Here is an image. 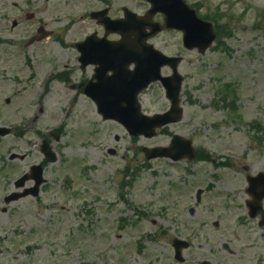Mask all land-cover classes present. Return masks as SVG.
Listing matches in <instances>:
<instances>
[{"label": "rangeland", "instance_id": "obj_1", "mask_svg": "<svg viewBox=\"0 0 264 264\" xmlns=\"http://www.w3.org/2000/svg\"><path fill=\"white\" fill-rule=\"evenodd\" d=\"M186 1L201 4L202 16L218 9L217 29L225 32L221 25L227 23L229 35L220 40L224 45L216 43L204 54L187 50L177 31H165L151 40L163 53L183 57L179 71L184 76L185 115L155 137L134 141L118 123L105 121L91 100L77 94V51L72 44L98 29L84 13L87 6L96 10L110 5L118 15L128 7L142 14L150 8L148 0H0V39H12L0 44V74L21 78V82L9 81L19 90L8 109L12 121L27 120L26 131L30 137L34 134L36 164L43 160L44 138L58 155L57 162L47 163L45 172L49 184L39 209L46 218L35 216L37 200L30 198L17 204L21 218L28 221L22 224L18 217L9 223L4 215L0 223L1 241L7 240L11 228H30L25 245L40 246L38 252L31 249V264H147L150 259L151 264H172L171 238L175 226L182 224L200 239L187 251L191 261L198 256L215 264L252 263V251L244 253L240 262L244 241L235 242L233 232L240 226L237 217L242 211L238 205L229 210L227 202L232 190L245 182V166H253V173L264 170V0ZM28 13L34 18L28 19ZM41 24L54 34L25 46ZM163 73L169 75L170 70ZM2 91L3 98L10 90ZM226 95H237V111L224 104ZM141 102L149 115L170 106L160 83L153 84ZM254 121L260 126L254 127ZM54 131L60 133L59 140ZM175 134L192 139L211 160L145 158V147L168 146ZM206 188L210 190L198 204L197 190ZM157 225L166 235L153 244ZM220 239L230 244L234 254L224 249ZM16 243L13 239L2 245L22 249L23 245L15 248ZM26 261L11 258L10 264Z\"/></svg>", "mask_w": 264, "mask_h": 264}, {"label": "flooded vegetation", "instance_id": "obj_2", "mask_svg": "<svg viewBox=\"0 0 264 264\" xmlns=\"http://www.w3.org/2000/svg\"><path fill=\"white\" fill-rule=\"evenodd\" d=\"M50 1V0H46ZM17 7V5H14ZM196 7L197 11L200 13L201 17L205 20L216 22L217 19L221 16V13L218 9L215 10V14H210L209 16L204 15L202 16L200 12V7L201 4H195L193 5ZM87 6L84 10L85 14H88V17L95 23L96 27L98 29H95L89 33H86L84 37H81V39L75 44L73 43L72 46L73 48L76 49V56H77V62H78V67H77V72L79 76V79L77 82H75V87L77 92L84 93L86 94V87L92 82L93 84L96 83L97 78L95 77L97 74V66L95 65H89V66H84L80 58L82 57L81 52L77 49V46L79 44H82L88 37L93 36L94 39L98 38H103L106 37L107 32L106 29L98 24V21L93 20L91 18V13L96 12V11H104V16H108L111 19H123L125 17V8H122V14L118 15L114 13V10L112 6L107 5L102 8L94 10L89 9L88 10ZM106 10V11H105ZM142 13L141 15L146 14ZM6 14V13H5ZM71 15V14H70ZM69 15V16H70ZM4 16V15H2ZM7 16H9L7 14ZM34 13H28L27 17L28 19H33L34 18ZM156 16L154 19L155 21ZM225 19V18H223ZM18 26V20L14 19L13 20V27ZM222 28H224L227 32L229 33L228 28L229 25L227 23H223L221 25ZM47 33H52L54 34L53 30L47 29L44 24L39 25L37 32H35L32 37L29 39V41L26 42L25 46H31L34 43H39L43 42L48 38H51L50 36H47L46 38H43L42 40H38L35 42H31L30 40L35 36L42 37V35H48ZM107 38L110 41H119L121 39V36L119 34H109L107 35ZM61 39V38H60ZM12 39L2 40L0 39V44H5L7 42H12L9 41ZM110 75V74H109ZM12 79H8L7 75L0 74V95L3 93L2 89H8L10 90L3 98L0 97V129L6 130L4 134H0V223L2 220H4V215L5 218L9 223H12V221H15L18 217L20 219V223H24L25 221H28V217L21 218V214L17 209V204L21 203L23 201H26V199L30 200H37V202H34L36 204V208L33 209V212L35 216H37L40 220H44L46 218V213L41 212L39 207H40V200L43 198V193L45 189V185L47 184L46 178L45 181L42 185L39 186V193L36 197L32 196L31 193L34 191L35 188V183L36 181L34 180V165H35V160H34V134L31 135L30 137V132L26 131L27 125V120L22 119L20 122L18 121H12L14 120L13 117L11 116V110H8L10 106L12 105V102L14 101V98L16 95L19 93L18 88L13 87V85H10L9 81H18L21 82V78L16 75L15 77L12 76ZM67 79V78H66ZM2 83L4 85H2ZM224 104L228 106L229 108H234L236 111L238 109V97L237 95L235 96H229L226 97L224 100ZM254 127L255 124H258L257 121H254L251 123ZM263 128V127H262ZM259 139V137L255 138ZM228 163V162H226ZM226 166L230 167V164H226ZM247 166L244 167V178L245 182L243 183L242 187L240 188H235L232 190L233 194H231V200L230 202H227L228 209H233L234 206L238 205L240 210L242 211V214L240 216L238 215L237 219L239 220L240 226L236 227L234 232H233V237L235 242L239 241H244L240 245V250L242 253L240 254L242 262L244 259L242 258L243 254L246 252L252 251V263L251 264H264V214L258 212L257 208L258 206L255 207L253 204L254 210H253V215H255L253 218H250V210L248 207V201L251 199V196L247 193L246 188L248 185V180H247V175L251 173L253 177L257 176V173H253L250 168L249 170H246ZM254 170V167H253ZM251 171V172H250ZM255 181H257L255 177ZM258 184L260 186L264 187V182H259ZM210 190V188H206L205 191ZM264 192V191H263ZM25 193H29L28 195H25ZM263 194V193H262ZM230 195V194H228ZM263 203V208H264V199L260 203L262 205ZM200 204V203H198ZM190 214L191 211H189ZM195 211L193 212V214ZM192 214V215H193ZM257 214V215H256ZM141 214L138 212L137 216L139 217ZM140 218L145 219L146 217L144 214L140 216ZM139 220V218H138ZM152 222V221H151ZM183 226L180 228L175 226V229L172 234L171 238V247L173 249L172 252V264H203L205 261L210 260L212 264H215L211 258H202L198 259V256H196V259L194 261H191L190 258L187 255V251L191 250L195 245L194 242L200 239H196V236L193 234V229L189 228L188 226L182 224ZM161 227L156 226V230L151 237H153L152 240H150L151 243H157L160 240V237L162 235H166V232H160L158 229ZM1 229V228H0ZM12 233L7 237V240L4 238L2 241L0 240V264H10L11 258H17V259H24L27 258V261L24 262V264H31L29 259L34 256L32 252V248H35L37 252L39 251L40 246L36 245L35 243H28L25 245V242H29L30 239L28 237V233L30 232V228H26L23 226H17L16 228H11ZM244 229L247 231L245 232ZM161 230V229H160ZM250 232V236L249 233ZM188 233V234H187ZM15 239L17 241L16 247H20L23 245L22 249L18 248L17 250H14L13 247L12 249H7L4 248L2 245V242L7 241L8 244L11 243V241ZM174 239H182L185 240L188 243V247L186 249L182 250L183 253V260L180 261L177 256H176V248L173 246V241ZM232 241V240H231ZM230 241V243H231ZM220 242L223 243V241L220 239ZM232 244V243H231ZM227 244L223 243V247L225 250H228L225 246ZM230 245V244H229ZM202 248V244H199L197 247ZM231 248V247H230ZM256 250V251H255ZM256 252L258 256L256 255ZM144 253V252H143ZM214 254H217L214 253ZM234 254V253H233ZM143 258H147L145 254L142 255ZM197 260V261H196ZM157 262L156 260H154ZM22 263L21 261H18ZM151 259L147 262V264H151ZM250 263V262H249Z\"/></svg>", "mask_w": 264, "mask_h": 264}, {"label": "water", "instance_id": "obj_3", "mask_svg": "<svg viewBox=\"0 0 264 264\" xmlns=\"http://www.w3.org/2000/svg\"><path fill=\"white\" fill-rule=\"evenodd\" d=\"M151 2L153 9L150 14L153 15L159 11L164 12L167 16L168 27L184 31L185 44L188 48L199 47L201 52L206 51L214 39L211 26L199 21L194 12L189 13V8L183 0H151ZM101 22L105 24L108 30L120 32L123 40L115 46V56L114 58L110 56V62H106L108 66L104 68L105 72L112 70L113 76L105 80L100 78L97 87L88 88V94L97 103L99 112L105 119L116 120L121 123L133 136L144 134L151 138L156 135L157 128L179 122L183 114V109L180 107L183 77L178 73V64L181 59L167 57L161 52L153 51L152 46L145 45L148 35H144L143 31L149 23L146 18L138 17L128 11L124 21L101 20ZM144 22L148 23L145 25ZM159 30L161 29L158 27L156 33ZM152 34H155V29ZM132 35H135L136 38L132 39ZM90 42L89 40L82 47L79 46L84 53L89 52L88 45ZM144 48L149 49L148 54L150 56L142 55ZM118 51L125 52V54ZM84 58L82 59L84 60ZM92 61L105 64V58ZM85 62H89V60ZM133 63L136 65L135 70H128ZM165 65L172 67L174 71L172 76L162 77L161 69ZM157 80H161L166 88L172 107L165 114H158L149 118L141 114L140 106L137 104V96L151 82ZM43 150L50 160H55V155L50 152L47 142L44 143ZM144 151L149 160L168 157L178 161L186 157L190 159L195 157L192 141L179 135L174 136L170 147L148 148ZM201 193L202 191H199V199ZM262 196L263 194L258 200ZM181 243L177 240L174 242L179 259L180 248L182 245L185 246ZM205 264L210 263L206 262Z\"/></svg>", "mask_w": 264, "mask_h": 264}, {"label": "trees", "instance_id": "obj_4", "mask_svg": "<svg viewBox=\"0 0 264 264\" xmlns=\"http://www.w3.org/2000/svg\"><path fill=\"white\" fill-rule=\"evenodd\" d=\"M200 157L201 158H206L204 154H200Z\"/></svg>", "mask_w": 264, "mask_h": 264}]
</instances>
